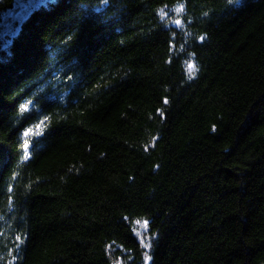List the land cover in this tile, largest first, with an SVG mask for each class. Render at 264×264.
Returning <instances> with one entry per match:
<instances>
[{
  "label": "trees",
  "instance_id": "16d2710c",
  "mask_svg": "<svg viewBox=\"0 0 264 264\" xmlns=\"http://www.w3.org/2000/svg\"><path fill=\"white\" fill-rule=\"evenodd\" d=\"M30 1L0 0V264H264V0L6 20Z\"/></svg>",
  "mask_w": 264,
  "mask_h": 264
},
{
  "label": "rangeland",
  "instance_id": "374dc122",
  "mask_svg": "<svg viewBox=\"0 0 264 264\" xmlns=\"http://www.w3.org/2000/svg\"><path fill=\"white\" fill-rule=\"evenodd\" d=\"M32 6H33V0H31L28 5L25 3L17 4L16 9L14 11L7 13L6 20L9 21L14 19H22L23 15L27 13L29 8Z\"/></svg>",
  "mask_w": 264,
  "mask_h": 264
},
{
  "label": "snow or ice",
  "instance_id": "6c2138e0",
  "mask_svg": "<svg viewBox=\"0 0 264 264\" xmlns=\"http://www.w3.org/2000/svg\"><path fill=\"white\" fill-rule=\"evenodd\" d=\"M105 2H107V0H105ZM239 2H240V0H236V3H239ZM180 10H182V9H180ZM177 23H179V21H177Z\"/></svg>",
  "mask_w": 264,
  "mask_h": 264
}]
</instances>
